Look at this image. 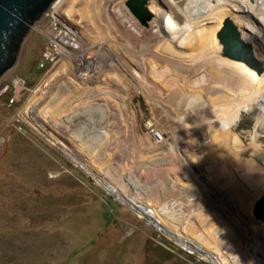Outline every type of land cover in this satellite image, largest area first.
<instances>
[{
  "label": "rangeland",
  "instance_id": "374dc122",
  "mask_svg": "<svg viewBox=\"0 0 264 264\" xmlns=\"http://www.w3.org/2000/svg\"><path fill=\"white\" fill-rule=\"evenodd\" d=\"M59 1L0 76V264H264V73L218 38L231 17L264 61L262 0H151L149 27Z\"/></svg>",
  "mask_w": 264,
  "mask_h": 264
},
{
  "label": "water",
  "instance_id": "95a60500",
  "mask_svg": "<svg viewBox=\"0 0 264 264\" xmlns=\"http://www.w3.org/2000/svg\"><path fill=\"white\" fill-rule=\"evenodd\" d=\"M57 0H0V76L12 68L19 57L24 40L34 25L51 9ZM151 0H127L126 6L144 27H149L155 14L150 8ZM247 16L257 26L263 25L257 17L247 12ZM245 35L254 38L248 27L238 26L231 17H226L218 32L223 47V56L246 63L264 73V61L255 55L254 45ZM255 217L264 223V195L254 206Z\"/></svg>",
  "mask_w": 264,
  "mask_h": 264
},
{
  "label": "bare ground",
  "instance_id": "6f19581e",
  "mask_svg": "<svg viewBox=\"0 0 264 264\" xmlns=\"http://www.w3.org/2000/svg\"><path fill=\"white\" fill-rule=\"evenodd\" d=\"M210 1H213V0H210ZM215 1H218V0H215ZM260 1L261 0H257V2L259 3V5L261 3H262V5L259 8H256V9L253 8V7L252 8H249L248 6H245V5H243V6L245 8V11H247L248 13H251V14L255 15L257 18H259V20L263 24V29H264V18L263 17H260L261 15L259 14L260 12L261 13H264V0H262L261 3H260ZM59 3H60V1L57 2L56 5L58 6ZM151 5H152V7H154L153 9H157V11H159V13L161 14L162 22H163V25L165 26V29L169 33H171L172 35H174L177 38V42H178L180 48H186V47H188V46H190L191 44L194 43V39H195V38H193L194 37V33L191 32V29L190 28L188 29V27L180 24L173 17V15L171 13L166 12L164 14L161 11L162 9L160 7H158V5H156L154 3L151 4ZM155 7H157V8H155ZM200 14H201V16H205V14H207V13H206V11H201ZM234 62H235V64H236L237 67H239L249 78H251V80L257 82V81H260L262 79V76H259V74L257 73V71L255 69H253L252 67L248 66L246 63L240 62V61H234ZM75 85H76V88H77L76 89V94L77 93L79 94V96H76V98H77L76 101L82 102L81 94H82V89H83L82 87L83 86H82V84L80 82H76ZM241 111H243V110H241ZM237 119L235 121H237ZM157 213H159V215H161L160 212L157 211Z\"/></svg>",
  "mask_w": 264,
  "mask_h": 264
},
{
  "label": "crops",
  "instance_id": "0c3cea01",
  "mask_svg": "<svg viewBox=\"0 0 264 264\" xmlns=\"http://www.w3.org/2000/svg\"><path fill=\"white\" fill-rule=\"evenodd\" d=\"M257 200H259V199H257ZM256 202V201H255ZM255 204V203H254ZM255 206V205H254Z\"/></svg>",
  "mask_w": 264,
  "mask_h": 264
}]
</instances>
